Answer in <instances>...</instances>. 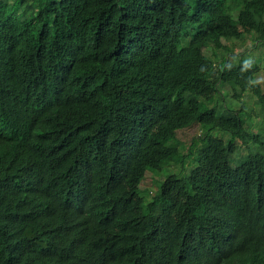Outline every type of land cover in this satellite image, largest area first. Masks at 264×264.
<instances>
[{"label":"trees","instance_id":"16d2710c","mask_svg":"<svg viewBox=\"0 0 264 264\" xmlns=\"http://www.w3.org/2000/svg\"><path fill=\"white\" fill-rule=\"evenodd\" d=\"M245 34L264 0H0V264H264V119L218 98L260 68L203 53Z\"/></svg>","mask_w":264,"mask_h":264},{"label":"rangeland","instance_id":"374dc122","mask_svg":"<svg viewBox=\"0 0 264 264\" xmlns=\"http://www.w3.org/2000/svg\"><path fill=\"white\" fill-rule=\"evenodd\" d=\"M254 40V34H245L239 40H235L233 38L222 40V45H224L228 49L231 56H228V53L223 48L211 49L210 51L204 49L203 53L206 57L211 59L215 63V65H218L224 58H227L228 63L226 64V67L228 69L237 65L241 59L255 61L259 65L260 69L255 75L254 83L264 89V43L255 42ZM145 69L154 70V66H148ZM218 91V98H221L222 96L224 98V102H222L223 106H229L230 109L236 112H238L240 108L244 106V108L248 110L250 114H252L253 120L251 121V127L256 128L260 125L259 122L261 123L264 119V112L256 104L255 97L251 93H244L242 99L234 98L232 96V90L230 89V87L224 84H219ZM254 131L255 133H257L258 129H254ZM176 134L179 143V156L177 157V159H174V164L166 167L164 172L146 170L144 178L141 181V193L143 195H146V192H148L149 198L150 195L153 196L158 191V186L167 173H175L179 169H181L180 160L187 155L188 147L192 142V139L200 134V129L197 125H195L190 128L180 130ZM262 134L264 135L263 130ZM213 135L216 137L223 136L224 139L228 138V136L222 135L220 131H215ZM237 146L238 148L236 152L230 158L232 165H234L235 163H241L247 156L246 150L239 142H237ZM188 168L189 166L185 165L184 170H187L188 172Z\"/></svg>","mask_w":264,"mask_h":264},{"label":"bare ground","instance_id":"6f19581e","mask_svg":"<svg viewBox=\"0 0 264 264\" xmlns=\"http://www.w3.org/2000/svg\"><path fill=\"white\" fill-rule=\"evenodd\" d=\"M131 12V11H130ZM12 16V15H11ZM126 18V17H125ZM121 20V19H120ZM102 21V20H101ZM101 23V22H100ZM121 26V25H120ZM6 27V26H5ZM102 28V27H101ZM127 32V31H126ZM106 34V33H105ZM109 37V36H108ZM59 65V64H58ZM107 82V81H106ZM107 84V83H106ZM89 98V97H88ZM105 119V118H104ZM103 119V120H104ZM99 120V119H98ZM97 120V121H98ZM123 130V129H122ZM123 136V135H122ZM129 138V137H128ZM204 140V139H203ZM126 141V140H125ZM121 143V142H120ZM118 144V143H117ZM191 150H193V149H191ZM249 150V149H248ZM120 151V150H119ZM75 154V153H74ZM82 157V156H81ZM123 159V158H122ZM119 160V159H118ZM91 161V160H90ZM183 162V161H182ZM260 171V170H259ZM106 172V171H105ZM257 172V171H256ZM217 183V182H216ZM114 186V185H113Z\"/></svg>","mask_w":264,"mask_h":264}]
</instances>
